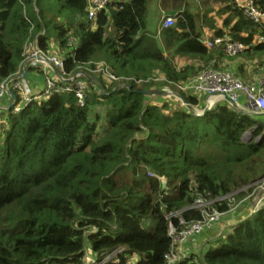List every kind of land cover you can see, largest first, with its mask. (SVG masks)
<instances>
[{
	"label": "trees",
	"instance_id": "trees-1",
	"mask_svg": "<svg viewBox=\"0 0 264 264\" xmlns=\"http://www.w3.org/2000/svg\"><path fill=\"white\" fill-rule=\"evenodd\" d=\"M159 1L109 0L93 21L89 0H0V83L19 72L26 46L38 39L44 51L54 43L65 72L84 73L88 86L84 107L68 93L19 114L0 111V264H85L88 251L101 260L120 249L108 264H169L170 228L182 229L173 215L200 220V212H185L198 198L239 192L242 199L264 176V116L222 101L197 117L177 98L141 94L170 89L203 110L177 86L238 58L256 62L255 75L262 71L264 24L233 0L204 12L187 0H163L160 8ZM254 1L264 13V0ZM160 9L173 13V27L163 28ZM54 22L51 41L46 27ZM203 27L245 50L208 49ZM241 209L205 253L188 251L174 264H264V207Z\"/></svg>",
	"mask_w": 264,
	"mask_h": 264
},
{
	"label": "built area",
	"instance_id": "built-area-1",
	"mask_svg": "<svg viewBox=\"0 0 264 264\" xmlns=\"http://www.w3.org/2000/svg\"><path fill=\"white\" fill-rule=\"evenodd\" d=\"M233 2L253 23L264 24V13L255 6L254 0H233ZM108 4L109 0H89L90 20L94 21L96 15L105 9ZM175 21L176 19L173 17H165L163 19V28L173 27ZM43 35H45V32ZM257 43L264 44V36L258 37ZM204 45L210 50L222 48L230 56L245 50L243 44L232 43L228 38H214L212 41H205ZM49 49V51L42 50L38 39L26 46L23 55L24 62L19 72L14 77L0 83V103L4 100L9 101L7 106L0 107V111H12L14 114H19L33 102L46 100L55 94L68 93H73L78 100L79 106L84 107L86 92L88 91L87 82L84 80L86 75L84 73H79L75 76L67 74L63 60L60 58L58 47L54 49L50 46ZM33 68L38 69L45 79V88L39 95H35L27 78V74ZM55 72H57V75H55ZM25 73L26 77L24 76ZM177 88L183 93L197 97L206 106L211 102L217 104L225 101V98H229L249 115H264V81H260L257 84H247L232 71L214 69L201 71L192 81L178 85ZM166 91L174 92L170 89ZM10 92L15 95V100L9 95ZM242 97L245 99V104H241ZM11 104L12 107L10 109ZM260 139L259 137L257 140L259 141ZM252 187H255L252 199L258 197L251 207L252 214H254L264 207V176ZM238 194L239 192H234L215 201H205L202 198H198L194 206L185 210V212H200L202 217L197 221H185L182 217L183 212L173 215V217L179 219L182 226L180 232L174 226L170 228V236L173 238V250L179 244L184 245L188 239L200 236L204 231L219 223L224 216L232 214L233 210L230 208V203L237 198ZM223 203L228 206L229 212H221L218 209L217 206H221ZM96 232L97 229H94L93 233ZM122 252L123 249L117 250L104 256L101 260H97L92 256L89 263H86V256L84 262L85 264H108L116 260ZM168 261L169 264H174L177 261L174 252L169 256Z\"/></svg>",
	"mask_w": 264,
	"mask_h": 264
},
{
	"label": "rangeland",
	"instance_id": "rangeland-1",
	"mask_svg": "<svg viewBox=\"0 0 264 264\" xmlns=\"http://www.w3.org/2000/svg\"><path fill=\"white\" fill-rule=\"evenodd\" d=\"M187 1L190 4H192L193 9H195V10L199 9L201 12L204 11L205 4H209V5H211L213 7L215 6L217 8L221 7L220 3L218 4L217 0H187ZM163 3H165V2H163V0H160L159 4H158V7L160 8L159 5H161V4L163 5ZM166 13L168 14V13H171V12H166ZM161 15H162V13H161ZM167 16L168 15L161 17L160 18V22H162L163 18H165ZM54 25H55V22L53 24L52 23H50L49 25L47 24V27H46V29H47V31L49 33V38L52 39L51 41H54V40L57 39V31L54 30L55 29ZM53 44L54 43H52V45ZM258 61H259V57H258ZM185 64H186V62H180V63H178L177 67L181 68ZM224 69H227V68H224ZM242 81L244 83H247V84L251 83V82H248V81H244V79ZM107 82H108V80H107ZM138 85H139L140 88L143 87L141 83L138 84ZM173 98H175V97H173ZM243 99H244V97H242L241 104H245V101H244L245 99L244 100ZM180 103H182V102H180ZM94 111H95L94 113H97V112H99V109H95ZM1 113H4V112L2 111ZM248 138L250 139L249 136H248ZM255 183H253L250 187L254 186ZM243 190H245V189H243ZM254 191L255 190H253V192L248 193L242 199H238V196H237V198H235V200L230 203V206H231L230 208L233 210L232 214H235L238 208L239 209L243 208L244 205H246V204H248L249 206L252 207L253 202H256L257 199H258V197H255L254 199H252ZM250 211L252 212V209H250ZM236 214H238V212ZM237 218H239V216ZM232 222H234L232 217H230V220L228 218L221 219V221L219 223L215 224L213 227H211L208 230L204 231L200 236H198L196 238V240L188 239L184 243V245H180V244L177 245L175 247V249L173 250V252L176 255V258H178L177 255H179V257H181V258L185 257V255H187L188 251L190 253L186 257H190V256H192V254H195V253H197V254L205 253V251L208 249V247L211 244L216 242V240H219L220 238H223L224 230H229V229L232 228V226L234 224ZM91 258H92V256L90 254V251H88L86 263H89Z\"/></svg>",
	"mask_w": 264,
	"mask_h": 264
},
{
	"label": "crops",
	"instance_id": "crops-1",
	"mask_svg": "<svg viewBox=\"0 0 264 264\" xmlns=\"http://www.w3.org/2000/svg\"><path fill=\"white\" fill-rule=\"evenodd\" d=\"M217 3V2H216ZM219 4V3H218ZM221 7H222V4L220 3ZM206 7L207 9H213V11H218L219 8L221 7H213L209 4H205V9L204 11L206 10ZM160 11L162 12V14H166L168 16H172L173 17V13L171 11H168V10H165L164 9H160ZM203 11V12H204ZM166 12H171V13H166ZM210 17H212L219 26H222L223 24V18L219 19L217 16H215V13H210L209 14ZM161 31V30H159ZM202 34H203V37H202V40L201 42L204 44L205 41H212L214 39V32L209 29L208 27H203L202 28ZM51 47H53L54 49H57V46L55 44L51 45ZM217 49V48H216ZM227 62V63H226ZM225 64L222 66V70H226V71H232L236 74V76L240 79H244V81H248V82H251L250 84H257L259 83L260 81H264V69L261 71L259 70V72H257V74L255 75L254 74V66L256 65L254 61H251V60H248L246 58H241V59H235L233 61H226ZM180 63V62H179ZM243 67L244 70L246 69L247 71V75L245 74H239V68L240 67ZM224 68H227V69H224ZM257 70V69H256ZM40 73V72H39ZM55 75H57V72H55ZM27 78L28 80L30 81V84L33 88V91L35 93V95H39L43 89L45 88V79L43 77L42 74H38L36 72H31V73H28L27 74ZM244 100V99H243ZM245 101V100H244ZM9 104V101L8 100H4L0 103V107H4V106H7ZM244 208V207H243ZM242 208V209H243ZM241 209V210H242ZM249 207L243 209L242 211H248V213H250L248 210ZM241 211V212H242ZM240 212V213H241ZM240 214H237L236 217H238ZM246 216H241L240 218L244 219ZM237 219L238 218H233V221L232 223H234L233 225H235L237 222ZM230 220V218H229ZM230 222V221H229ZM231 223V224H232ZM230 224V225H231ZM229 225V226H230ZM225 231V230H224ZM91 253V252H90Z\"/></svg>",
	"mask_w": 264,
	"mask_h": 264
},
{
	"label": "water",
	"instance_id": "water-1",
	"mask_svg": "<svg viewBox=\"0 0 264 264\" xmlns=\"http://www.w3.org/2000/svg\"><path fill=\"white\" fill-rule=\"evenodd\" d=\"M24 76L26 77V73L24 74ZM126 88H128L129 90H132L130 86H126ZM118 89H116L114 92H116ZM141 94L148 96V97H155V96H164V95H172L173 97L179 99L183 106L187 109V111L189 113H191L192 115H195L197 117H203L205 116L214 106H215V102H211L209 103L203 110H198L195 107H193L191 104H189L184 97H182L181 95L175 93V92H167L166 90H148V91H143L141 92ZM9 95L13 98V100H15V95L10 92ZM225 102L232 107L234 110L236 111H241L243 113H246L245 111H243L240 106L236 103H234L233 101H231L229 98H225ZM12 107V104L10 106V109ZM259 116H264V115H259ZM248 137V136H247ZM245 139V137H244ZM249 140V139H248ZM164 188H166V183H164Z\"/></svg>",
	"mask_w": 264,
	"mask_h": 264
},
{
	"label": "clouds",
	"instance_id": "clouds-1",
	"mask_svg": "<svg viewBox=\"0 0 264 264\" xmlns=\"http://www.w3.org/2000/svg\"><path fill=\"white\" fill-rule=\"evenodd\" d=\"M165 182V181H164Z\"/></svg>",
	"mask_w": 264,
	"mask_h": 264
}]
</instances>
